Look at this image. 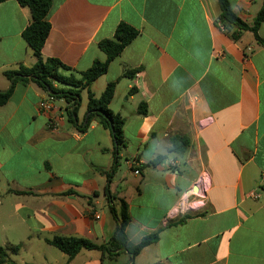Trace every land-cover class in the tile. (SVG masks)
I'll return each instance as SVG.
<instances>
[{"label": "crops", "instance_id": "crops-1", "mask_svg": "<svg viewBox=\"0 0 264 264\" xmlns=\"http://www.w3.org/2000/svg\"><path fill=\"white\" fill-rule=\"evenodd\" d=\"M227 2L252 27L264 0ZM219 15L217 0H51L41 55L72 71L105 62L98 44L120 23L138 32L89 87L98 98L116 82L109 109L125 120L123 145L108 179L111 132L96 120L78 132L63 100L55 101L62 127L52 131L38 108L47 94L15 85L0 106V248L20 245L13 264H264V47L251 31L234 41ZM29 22L16 0L0 2V91L11 86L3 72L36 62L22 37ZM257 33L264 41V20ZM86 107L85 89L78 124ZM179 139L187 146L172 151ZM203 174L204 206L184 223V214L166 221L183 198H195ZM107 195L116 211L118 200L127 204L129 243L154 233L157 241L135 257L82 249L70 260L46 243L62 236L108 245L118 223Z\"/></svg>", "mask_w": 264, "mask_h": 264}, {"label": "trees", "instance_id": "trees-1", "mask_svg": "<svg viewBox=\"0 0 264 264\" xmlns=\"http://www.w3.org/2000/svg\"><path fill=\"white\" fill-rule=\"evenodd\" d=\"M4 1V0H0ZM18 4L25 7L30 12V22L22 32V37L33 51L36 62L31 67L19 65L16 70L3 72V75L12 85L6 91H0V106L4 105L16 84L25 85L32 83L44 91L47 96H51L56 100H63L65 104V117L67 121L80 133L85 132L92 121L96 120L104 129H107L113 135L115 140V148L113 151L114 164L112 171L107 173L108 179H111L112 173L115 171L118 160L120 147L123 145L124 118L119 114H113L109 109V105L113 99L116 82L107 84L100 97L95 98L89 90L91 84L100 76L107 72L109 63L116 58L123 49L138 35V32L128 26L120 23L115 30L113 39H105L99 42L98 46L106 55L105 62L95 61L92 66L84 72H75L54 58L44 59L41 55V50L44 42L50 31V25L47 22V15L51 7V0H16ZM220 15L219 22L223 26L224 31L230 37L237 41L240 39L244 31H251L255 41L264 47V41L258 36V28L264 20V2L261 9L257 13L252 27H249L240 20L230 9L227 0H217ZM136 71L125 72L124 76L131 77ZM48 89L54 95L48 94ZM87 90V107L88 114L85 124H78L77 111L80 105V93L82 90ZM133 91V90H132ZM141 114L146 112V107L141 104L138 108ZM187 143L184 140H172L171 150L180 152L184 150ZM109 209L118 225L114 236L109 241L108 245H96L86 239L76 237L54 236L51 239H46V243L57 248L72 259L80 250H98L102 254L107 253L109 257L116 255L117 251L125 250L132 257L137 256L142 249L155 243L158 239V234L154 233L143 237L140 242L133 245L128 242L124 230L130 217L128 207L124 200L119 201V210L116 211L111 205L114 197L107 195ZM189 218L186 214L178 223H184ZM20 245H15L7 248H0V264L10 263L9 254H15L19 250Z\"/></svg>", "mask_w": 264, "mask_h": 264}, {"label": "built area", "instance_id": "built-area-1", "mask_svg": "<svg viewBox=\"0 0 264 264\" xmlns=\"http://www.w3.org/2000/svg\"><path fill=\"white\" fill-rule=\"evenodd\" d=\"M220 29L224 30L223 26L219 24ZM56 99H54L51 96H47L44 99H42L39 104L38 108L44 112L47 117V127L52 131H59L62 127L63 123V115L59 113V109L55 104ZM212 123V118H207L201 122H199V126L205 127L208 124ZM174 163H170V165H173ZM135 174H138V171L134 172ZM197 186H198V192L194 195V199L189 198H183L182 201L174 207L168 214L167 220L175 219L182 214H187L189 212L198 211L200 208L204 206V199L206 197V192L209 187V180L207 174H203L200 176V178L197 180ZM250 198H257V196L253 193L249 194Z\"/></svg>", "mask_w": 264, "mask_h": 264}, {"label": "water", "instance_id": "water-1", "mask_svg": "<svg viewBox=\"0 0 264 264\" xmlns=\"http://www.w3.org/2000/svg\"><path fill=\"white\" fill-rule=\"evenodd\" d=\"M10 85H12V83H11ZM48 94H50V95H54V93H53L51 90H49V89H48ZM87 116H88V114H86V116H85V121L83 122V124L86 123Z\"/></svg>", "mask_w": 264, "mask_h": 264}]
</instances>
